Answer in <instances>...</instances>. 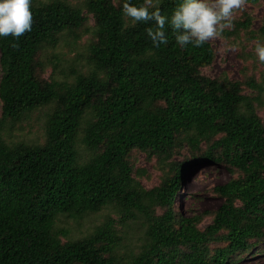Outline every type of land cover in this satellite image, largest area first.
<instances>
[{
	"label": "trees",
	"instance_id": "obj_1",
	"mask_svg": "<svg viewBox=\"0 0 264 264\" xmlns=\"http://www.w3.org/2000/svg\"><path fill=\"white\" fill-rule=\"evenodd\" d=\"M123 2L31 0L32 30L0 36V130L50 108L44 143L0 138V264H239L264 243V118L250 93L264 86L205 74L216 58L210 41L181 48L167 28L168 44L155 48L145 31L154 25H133ZM154 2L170 17L183 0ZM231 24L224 37L264 41L248 14ZM81 29L91 36L88 70L46 78V50ZM140 155L162 170L151 188ZM202 163L231 174L213 189L222 203L207 225L176 204ZM103 211L78 238L61 224ZM133 226L136 249L124 243Z\"/></svg>",
	"mask_w": 264,
	"mask_h": 264
},
{
	"label": "rangeland",
	"instance_id": "obj_2",
	"mask_svg": "<svg viewBox=\"0 0 264 264\" xmlns=\"http://www.w3.org/2000/svg\"><path fill=\"white\" fill-rule=\"evenodd\" d=\"M66 1L78 7L82 6L83 3V0ZM209 2L211 3L212 0ZM247 14L252 19V30H259L264 25V0H259L255 4L246 0L242 9L233 10L230 19L231 21H243ZM231 26L224 30H230ZM78 33L79 36L76 38L64 34L57 46L46 50L44 54L48 61L44 71L46 78L64 81L72 77L73 67L85 66L84 70H88L89 64L86 56L91 36L84 33L83 29L79 30ZM239 36L226 38L221 35L209 40L215 49L216 58L211 66L204 68V73L214 78L225 74L232 80L243 81L249 77H254L264 86V63L260 62L256 55V45L259 41L251 40L246 32H240ZM260 44H264V41ZM250 93L255 96L260 95L261 101L257 102L256 106H258L259 114L264 118V90L261 92L250 90ZM49 111L50 108L48 107L40 108L33 112L27 120L4 127L0 130V138L8 143H44V126ZM135 163L136 166L145 170L141 182L146 188H151L161 181L162 170L157 165L156 160L148 161L144 155H140L136 158ZM230 177V172L221 164L202 163L192 167L186 173L181 191L177 195V209L185 215L204 214L202 225L209 224L212 217L207 213L214 212L222 203V199L214 194L213 189L226 183ZM106 215L107 212L103 211L90 214L81 220H65L61 224L70 230V237L78 238L93 230L96 225L104 220ZM127 235L129 239L124 240V243L129 241L130 247L136 249L140 244L137 241L138 227L130 228ZM239 264H264V243L256 247L251 255Z\"/></svg>",
	"mask_w": 264,
	"mask_h": 264
},
{
	"label": "clouds",
	"instance_id": "obj_3",
	"mask_svg": "<svg viewBox=\"0 0 264 264\" xmlns=\"http://www.w3.org/2000/svg\"><path fill=\"white\" fill-rule=\"evenodd\" d=\"M31 0H0V36L19 39L32 30L34 22L30 11ZM246 0H183L171 16L161 12L154 0H144L136 6L131 0L122 4L123 15L133 25L152 24L145 29L155 48L168 44L167 28H170L176 43L181 48L189 45L202 47L214 37H220L231 26L234 9H242ZM258 60L264 63V44L256 45Z\"/></svg>",
	"mask_w": 264,
	"mask_h": 264
}]
</instances>
